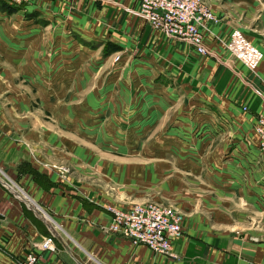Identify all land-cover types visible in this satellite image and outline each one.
I'll use <instances>...</instances> for the list:
<instances>
[{
    "label": "crops",
    "instance_id": "1",
    "mask_svg": "<svg viewBox=\"0 0 264 264\" xmlns=\"http://www.w3.org/2000/svg\"><path fill=\"white\" fill-rule=\"evenodd\" d=\"M206 1L216 17L202 30L207 55L153 28L138 13L140 0H29L10 12L0 7V264H16L31 251L43 254L45 264H264V152L255 130L264 116V0ZM49 32L117 44L150 77L165 75L193 103L207 104L205 127L192 140L204 158H193L181 172L199 187L172 190L171 174L159 173L160 194L153 197L184 214L176 257L109 231L111 215L103 206L119 195L107 193L99 180L65 178L49 167V118L31 105L30 95L5 89L33 85L39 69L49 71ZM7 46L16 49L14 71L26 74L25 82L7 75ZM189 146L159 144V152ZM49 236L53 248L41 252L36 243Z\"/></svg>",
    "mask_w": 264,
    "mask_h": 264
},
{
    "label": "rangeland",
    "instance_id": "2",
    "mask_svg": "<svg viewBox=\"0 0 264 264\" xmlns=\"http://www.w3.org/2000/svg\"><path fill=\"white\" fill-rule=\"evenodd\" d=\"M0 7L14 6L0 0ZM51 32L49 71L39 69L31 77L33 85L5 87L8 93L30 95L31 105L49 118V150L53 156L49 167L65 178L77 174L84 175L87 182L96 178L107 193L118 194L117 203L103 206L105 209L109 205L131 207L163 201L153 198L160 194L159 173L166 174L167 178L171 174L167 188L172 190L199 187L181 172L188 169L193 158L200 157L201 152L198 155L197 147L193 148L196 141L192 140L205 127L203 113L209 110L207 104L193 103L187 91L165 75L164 78L156 74L150 77L133 57L120 53L117 44L79 36L64 39ZM18 40L7 41L17 43ZM7 50L3 56L7 75L14 78L16 73V79L21 76L25 82L29 77L14 71L16 49L7 46ZM242 109L246 111L247 107ZM261 118L262 114L258 116L255 130ZM175 128L177 134L171 135ZM175 142L192 143V147H167L159 152V144L174 146ZM176 156L183 158H179L182 168L175 163ZM262 156L264 162V153ZM159 157L164 159L160 161Z\"/></svg>",
    "mask_w": 264,
    "mask_h": 264
},
{
    "label": "built area",
    "instance_id": "3",
    "mask_svg": "<svg viewBox=\"0 0 264 264\" xmlns=\"http://www.w3.org/2000/svg\"><path fill=\"white\" fill-rule=\"evenodd\" d=\"M17 5L29 0H4ZM138 13L153 28L167 36L192 44L201 55L209 53L202 28L207 21L216 20L205 0H140ZM260 149L264 152V116L257 127ZM109 231L128 237L135 244H144L154 253L176 257L174 241L183 234V213L174 205L156 202L135 204L129 208L109 205ZM1 226V220H0ZM53 238L36 243L42 252L52 249ZM43 254L28 252L16 264H45Z\"/></svg>",
    "mask_w": 264,
    "mask_h": 264
},
{
    "label": "trees",
    "instance_id": "4",
    "mask_svg": "<svg viewBox=\"0 0 264 264\" xmlns=\"http://www.w3.org/2000/svg\"><path fill=\"white\" fill-rule=\"evenodd\" d=\"M15 8L14 7H7L8 11H13Z\"/></svg>",
    "mask_w": 264,
    "mask_h": 264
},
{
    "label": "bare ground",
    "instance_id": "5",
    "mask_svg": "<svg viewBox=\"0 0 264 264\" xmlns=\"http://www.w3.org/2000/svg\"><path fill=\"white\" fill-rule=\"evenodd\" d=\"M147 203V202H146ZM184 216V215H183ZM183 220H184V218H183Z\"/></svg>",
    "mask_w": 264,
    "mask_h": 264
}]
</instances>
